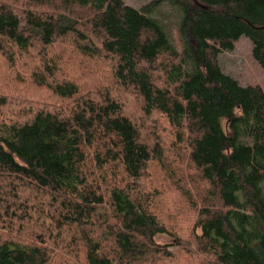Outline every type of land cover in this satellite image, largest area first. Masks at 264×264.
<instances>
[{
    "label": "trees",
    "instance_id": "16d2710c",
    "mask_svg": "<svg viewBox=\"0 0 264 264\" xmlns=\"http://www.w3.org/2000/svg\"><path fill=\"white\" fill-rule=\"evenodd\" d=\"M242 37L264 69V0H0V59L55 100L0 89V264H264V85L219 63Z\"/></svg>",
    "mask_w": 264,
    "mask_h": 264
},
{
    "label": "rangeland",
    "instance_id": "374dc122",
    "mask_svg": "<svg viewBox=\"0 0 264 264\" xmlns=\"http://www.w3.org/2000/svg\"><path fill=\"white\" fill-rule=\"evenodd\" d=\"M128 5L134 8H141L144 4L150 3L153 0H124ZM158 18L163 19L165 23L168 25L169 29L171 30L172 36L176 44L179 43L178 41V34L177 28L178 23L180 21V17L178 13L170 8L167 5L160 7L155 14ZM179 45V44H178ZM219 63L223 69V71L237 79L242 85L248 84H261L264 85V69L254 60L252 57V42L246 38L242 37L236 44L235 49L232 51H227L221 53L219 55ZM24 62L19 63L18 66L13 71L12 67L8 63H4L0 59V89L4 91L12 97H8V99L12 98L11 105L8 107L13 108L15 104L22 102L21 104H30L35 103L37 101H41V99L55 101L46 90L36 88L35 85L30 81L28 78V71L23 68ZM96 69V68H95ZM98 71V70H97ZM99 73V71H98ZM18 74V77H17ZM96 74V73H95ZM102 72L99 73V75ZM20 75V76H19ZM78 76H81L78 75ZM90 74H83L82 77H89ZM92 80H97L94 76H92ZM99 84V83H96ZM101 84H106V82H102ZM16 102H15V101ZM11 108L4 109V115H12ZM2 109V110H3ZM139 117V116H138ZM172 156V154H171ZM185 166V164L183 165ZM176 168V166L172 167ZM180 168V167H178ZM181 176L185 177V167L181 169ZM162 171L160 169L154 168L153 173L151 175V180L155 183L159 184L160 180L162 179ZM156 185V184H155ZM173 197L176 200V203L182 204L181 209V218L178 217L179 215H170L171 219L167 220L170 228L174 230L177 229V224L180 220L184 221L183 230H179L181 234L185 235V228L194 220V213L188 212L185 209L187 202L185 198L177 192L174 191ZM175 204V203H174ZM158 241L160 243H171L173 240L170 236H160L158 237ZM174 264H185L184 260H176Z\"/></svg>",
    "mask_w": 264,
    "mask_h": 264
}]
</instances>
